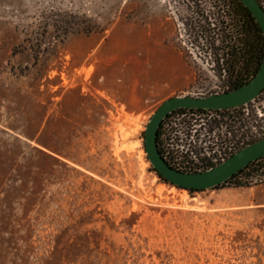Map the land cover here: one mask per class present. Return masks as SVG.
Masks as SVG:
<instances>
[{
    "label": "rangeland",
    "instance_id": "rangeland-1",
    "mask_svg": "<svg viewBox=\"0 0 264 264\" xmlns=\"http://www.w3.org/2000/svg\"><path fill=\"white\" fill-rule=\"evenodd\" d=\"M232 11L228 0H0V264H264L257 166L238 179L248 187L192 193L165 183L145 149L165 100L130 114L96 97L104 94L89 83L92 69L82 79L67 64L73 36L147 25L155 44L170 47L154 78H171L174 52L186 62V87L170 98L226 93L230 74L216 49L232 43L204 30L218 13L228 24ZM179 118L168 123L195 141L189 157L227 160L264 138V92L220 115ZM124 141L138 147L117 153Z\"/></svg>",
    "mask_w": 264,
    "mask_h": 264
},
{
    "label": "crops",
    "instance_id": "crops-1",
    "mask_svg": "<svg viewBox=\"0 0 264 264\" xmlns=\"http://www.w3.org/2000/svg\"><path fill=\"white\" fill-rule=\"evenodd\" d=\"M65 46L72 75L85 79L92 69L89 83L104 94L96 97L123 106L130 114L144 113L156 99L166 100L186 87V62L176 52L177 68L171 78L152 76L155 70L162 71L168 66L170 47L160 42L155 44L147 25L119 23L105 36H73ZM156 52L161 55L155 57Z\"/></svg>",
    "mask_w": 264,
    "mask_h": 264
},
{
    "label": "water",
    "instance_id": "water-1",
    "mask_svg": "<svg viewBox=\"0 0 264 264\" xmlns=\"http://www.w3.org/2000/svg\"><path fill=\"white\" fill-rule=\"evenodd\" d=\"M259 24L264 36V7L258 0H239ZM264 92V59L256 76L246 85L208 97L176 96L165 100L151 117L145 132V149L153 169L165 181L184 190L205 191L224 185L251 163L264 158V138L250 144L220 165L199 173L173 169L162 157L158 132L163 121L178 110L229 111L247 106Z\"/></svg>",
    "mask_w": 264,
    "mask_h": 264
},
{
    "label": "trees",
    "instance_id": "trees-1",
    "mask_svg": "<svg viewBox=\"0 0 264 264\" xmlns=\"http://www.w3.org/2000/svg\"><path fill=\"white\" fill-rule=\"evenodd\" d=\"M228 1L231 2L233 10L229 15L230 21L228 22V24L224 21L223 17H219L218 13V18L215 17V28L211 30L210 28L208 29V27H205L204 31L206 35H209V37H211L210 35L215 33L216 30H218L219 32L221 31L222 41L225 43L226 40L230 39V42L232 43V45L230 46V43H228V47L216 49L218 51H223V59L221 60L227 66V70L230 74L228 90L229 92L235 89H239L248 84L260 70L264 59V36L259 24L253 18L250 11L239 0ZM208 26H211L210 22L208 23ZM223 27H225V29H227V27H231L232 32L225 33V31L222 30ZM202 34H204V32ZM184 111L186 110H178L175 113ZM198 112L204 113L206 111L199 110ZM161 128L158 132V145ZM159 150L163 156L160 145ZM169 165L171 164L169 163ZM253 166H257V176L264 177V158H262L251 163L249 166L240 171L238 174L234 175L230 180H228L224 185L220 187L229 185L232 182H236V187H248L251 183L249 181V178L245 183L239 181L238 179L241 177V175H243L245 171L249 170ZM171 167L173 166L171 165ZM173 169L183 173H198L181 171L175 167H173ZM153 171L155 170L153 169ZM157 175L165 183H168L158 173ZM189 191H191L192 193L195 192L192 190Z\"/></svg>",
    "mask_w": 264,
    "mask_h": 264
},
{
    "label": "built area",
    "instance_id": "built-area-1",
    "mask_svg": "<svg viewBox=\"0 0 264 264\" xmlns=\"http://www.w3.org/2000/svg\"><path fill=\"white\" fill-rule=\"evenodd\" d=\"M225 111H206L204 113L198 112V110H186L184 112L172 113L170 114L162 123L161 131H160V138H159V145L163 153L164 160L170 163L173 167L186 172H200L201 169H212V167H216L219 161L225 160L226 155L222 153H214L213 155H208L207 157L204 156L203 159H198V157L191 152V156H188V152L190 147L196 145L195 141H183L182 140V132L177 130L178 123L171 122L168 123L169 119L173 115L181 116V119L185 118L187 115L191 116H209V115H220ZM181 119H177L181 121ZM198 132L197 130L195 131ZM158 145V146H159ZM194 148V147H193ZM186 154L187 157L184 155ZM162 155V154H161ZM226 161V160H225ZM168 163V164H169ZM170 165V166H171ZM172 167V168H173Z\"/></svg>",
    "mask_w": 264,
    "mask_h": 264
},
{
    "label": "bare ground",
    "instance_id": "bare-ground-1",
    "mask_svg": "<svg viewBox=\"0 0 264 264\" xmlns=\"http://www.w3.org/2000/svg\"><path fill=\"white\" fill-rule=\"evenodd\" d=\"M132 124H134L136 126V129L133 130V134H136L137 131L140 129V126L138 124V121L135 120V121H132L131 122ZM120 132L122 133V139L123 140H127L130 136H131V133H127L125 132V128L121 127L120 128ZM126 141H124L123 144H121V147L117 149V153H120L121 151H127V152H130V151H134L136 147H138V144H133V146H129V145H126L125 144ZM173 192H175V190H173ZM185 197H187V195H185ZM186 199V198H185ZM184 199V200H185Z\"/></svg>",
    "mask_w": 264,
    "mask_h": 264
}]
</instances>
